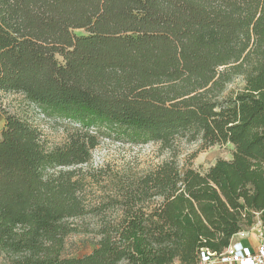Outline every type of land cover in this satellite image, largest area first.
<instances>
[{"label": "trees", "instance_id": "1", "mask_svg": "<svg viewBox=\"0 0 264 264\" xmlns=\"http://www.w3.org/2000/svg\"><path fill=\"white\" fill-rule=\"evenodd\" d=\"M0 93L23 105L21 116L0 106L8 264H198L257 214L264 224V0H0ZM33 111L74 124L53 152ZM107 133L232 152L205 172L170 159L117 177L120 217L99 225L91 252L66 257L69 220L89 209L76 167Z\"/></svg>", "mask_w": 264, "mask_h": 264}, {"label": "rangeland", "instance_id": "2", "mask_svg": "<svg viewBox=\"0 0 264 264\" xmlns=\"http://www.w3.org/2000/svg\"><path fill=\"white\" fill-rule=\"evenodd\" d=\"M74 32L84 33L81 29ZM236 86H239V83L229 87ZM21 104L20 95L0 93V106L5 110L21 116ZM31 115L41 131V146L46 152H53L59 147L74 127V124L68 121L44 118L37 111L31 112ZM231 152L230 144L202 149L199 141L190 142L181 138L177 139L170 149L156 142L133 144L121 140L114 133L100 135L97 146L91 152L90 161L76 167L84 178L82 198L89 209L86 214L69 220L75 230L65 239L63 255L81 257L88 254L95 248L99 239V225L103 221H115L120 217V205L112 201L113 185L117 177L136 178L170 159H174L182 167L190 164L194 169L205 172L217 159H229ZM0 264H8V259L2 253Z\"/></svg>", "mask_w": 264, "mask_h": 264}, {"label": "built area", "instance_id": "3", "mask_svg": "<svg viewBox=\"0 0 264 264\" xmlns=\"http://www.w3.org/2000/svg\"><path fill=\"white\" fill-rule=\"evenodd\" d=\"M253 230L256 232L258 241L255 250H250L240 241H230L229 246L220 254L201 249L198 264H212L216 260L237 264H264V224L260 219ZM238 234L243 237L245 231L241 230Z\"/></svg>", "mask_w": 264, "mask_h": 264}, {"label": "crops", "instance_id": "4", "mask_svg": "<svg viewBox=\"0 0 264 264\" xmlns=\"http://www.w3.org/2000/svg\"><path fill=\"white\" fill-rule=\"evenodd\" d=\"M4 119L3 116L0 114V131L3 128ZM259 216L256 217L254 224L245 231V235L241 237L238 232L231 238V241H240L244 246L248 247L250 250H255L257 246V235L256 232L253 230V227L257 225L259 222ZM212 264H237L235 262H221V261H214Z\"/></svg>", "mask_w": 264, "mask_h": 264}]
</instances>
